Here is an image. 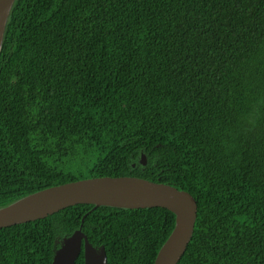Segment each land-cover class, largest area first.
Returning <instances> with one entry per match:
<instances>
[{"label":"trees","instance_id":"16d2710c","mask_svg":"<svg viewBox=\"0 0 264 264\" xmlns=\"http://www.w3.org/2000/svg\"><path fill=\"white\" fill-rule=\"evenodd\" d=\"M122 176L196 201L177 264H264V0H14L0 209ZM174 224L163 208L78 204L0 229V264H51L78 229L107 264H153Z\"/></svg>","mask_w":264,"mask_h":264},{"label":"water","instance_id":"95a60500","mask_svg":"<svg viewBox=\"0 0 264 264\" xmlns=\"http://www.w3.org/2000/svg\"><path fill=\"white\" fill-rule=\"evenodd\" d=\"M13 2L0 0V50ZM139 162L146 164L144 155ZM78 204L121 209L158 207L173 213L174 227L153 264L179 262L191 240L197 211L196 201L189 193L169 185L131 176L95 177L50 187L1 208L0 229L42 219ZM81 251L84 264H107L104 247H93L80 229L59 242L51 264H74Z\"/></svg>","mask_w":264,"mask_h":264}]
</instances>
